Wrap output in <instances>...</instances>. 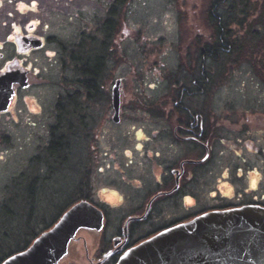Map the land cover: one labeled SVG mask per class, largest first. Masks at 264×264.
Wrapping results in <instances>:
<instances>
[{
  "label": "rangeland",
  "instance_id": "374dc122",
  "mask_svg": "<svg viewBox=\"0 0 264 264\" xmlns=\"http://www.w3.org/2000/svg\"><path fill=\"white\" fill-rule=\"evenodd\" d=\"M66 1L62 0V3ZM75 1L81 2L78 9L61 7L60 10H51L50 7L48 16L44 13V19H39L43 33L72 46L79 41V34L81 37L86 32L87 21L90 20L91 28L86 34L92 30L95 34V55L92 57H101L103 65L95 86H89L82 83L89 78L83 73L79 75L78 68L73 66L76 64L73 57H65L62 71L58 42L49 43L48 49L34 56V66L39 68L42 76H46L50 85L47 90H37L30 101L33 107L43 106L41 115L32 116L30 121H10L4 135H0V256L17 251L26 239L31 241L50 226L79 198L84 188L81 182L86 179L91 182L94 192L105 187L117 190L124 197L126 202L119 203L121 206L114 211V219L122 216L121 209L129 208L127 205L134 202L130 197L153 190V160L145 158L144 166L147 168L141 171V168L134 169L135 161L139 160L135 148L152 152L153 146L160 142V145H168L163 133L170 123V99L174 95L172 83L175 80L186 81L181 70L187 63H182L181 56L186 57L189 50L198 49L195 47L198 42L204 45L203 36L207 31L204 12L209 0H93L91 6L86 4L89 0ZM247 8L252 11L251 16L255 14L257 18L261 14V20L264 19V2L253 0ZM109 19L111 27L105 29ZM240 21L242 16L236 20L237 25ZM85 45L88 47L86 42ZM117 80L122 82L119 124L113 122V108L104 115ZM208 89L204 95L205 113H250L254 107L258 106L259 110V105H263L243 66L226 85L219 87L215 83ZM57 96L95 98L97 105L88 101L81 105L82 114H96L95 134L86 140L70 124L69 130L60 132L58 136L63 140L61 155L64 161L61 160L59 165L55 162L46 166L43 160L50 156L46 146L50 142L48 125L52 117L47 113H50ZM153 111L157 115H153ZM32 112L35 113L34 110ZM156 133L159 135L155 136ZM227 137L233 139L231 134ZM221 149L224 148L219 145L213 150L219 154ZM225 149L227 151L228 148ZM57 156L55 154V160ZM132 158L134 162L126 168L125 162ZM75 165L79 166L78 169ZM123 177L139 189L126 186ZM248 178L252 179L251 176ZM219 179L216 170L204 178V201L216 191ZM248 182L245 180L242 187L246 188ZM30 188L34 193L32 196L27 195ZM237 189L236 192L240 193ZM106 191L109 192L108 189ZM261 191L264 193V182ZM48 208L49 212L46 211ZM157 218H161L159 212ZM151 227L152 224L146 229Z\"/></svg>",
  "mask_w": 264,
  "mask_h": 264
},
{
  "label": "flooded vegetation",
  "instance_id": "af4514ba",
  "mask_svg": "<svg viewBox=\"0 0 264 264\" xmlns=\"http://www.w3.org/2000/svg\"><path fill=\"white\" fill-rule=\"evenodd\" d=\"M55 1L57 2L0 0V135H4L5 127L11 125L10 121L22 119L30 121L32 116H40L43 112V106L38 104L33 107L30 101L37 90H47L50 84L46 76L41 75L39 68L34 66V56L48 49L49 43L56 41L57 46L61 48L60 66L64 71L65 57H73L74 61L80 60L81 54H84L81 53V48L85 49L86 40L95 44L94 31L86 34L88 28H91L90 20L87 21L86 32L81 34V37L79 34V41L72 46H66L59 40L45 36L42 21L39 19H44L42 16L45 14L48 16L50 7L51 10H60L61 7L78 9L81 6V2L76 3L75 0H68L65 3H62V0ZM92 1L89 0L86 4ZM250 28L257 37L264 39V22L255 20ZM255 46L249 51L248 61H242L239 57L232 58L233 63L223 66L211 83L209 79L204 80V48L187 52L182 61L183 64H187L181 70L186 81L175 80L172 83L174 95L170 99L171 112L168 115L170 123L169 128L163 133L168 139V145H160L162 143L160 142L159 145L153 146L152 152L143 148L137 151L135 148L139 160L135 161L134 169L141 168L140 171L146 169L145 158L153 160L152 173L155 178L153 190L147 194L130 197L134 202L127 205L129 208L121 209L122 216L114 219V211H118L117 208L121 206L119 203L126 202L123 200L124 197L111 188L103 187L101 188L103 192L101 190L94 192L91 182L86 179L81 182L84 188L76 201L31 241L26 239L20 249L1 255L0 264H4L15 255L27 252L68 211L75 208H78L77 213L83 221V226L67 245L65 247L62 245V238L57 239L55 254L35 252L34 257L25 260V264H123L125 258L145 241L179 225L189 224L205 214L246 207L264 209V193L261 191L264 182V48L257 47L258 44ZM241 66L247 69L250 85L258 98L262 99L263 105H259V110L258 106L254 107L250 113H205V91L215 83H218L219 87L226 85L234 78L236 72H239ZM76 67L79 75H82L84 70ZM83 75L85 76V73ZM82 83L86 85V82ZM93 83L95 86L96 82ZM121 84L119 80V90ZM76 97H55L50 113H47L52 117L48 125L50 142L46 146L50 156L44 157L43 160L46 166L49 163L54 165L55 162L59 165L61 160L64 161V156L61 155L62 145L54 149V144L62 140L58 137L59 133L69 130L70 124H73L74 129L82 133L86 140L95 134L93 125L96 114L94 116L82 114L81 105L86 101L91 102V105H97L96 99ZM78 100L83 102L74 103ZM111 108L114 111L112 97L104 115L108 110L111 112ZM152 114L157 115L155 111ZM121 115L120 100V120L116 124L120 123ZM228 134H231L233 139H228ZM219 145L224 149L215 154L213 149ZM225 148L229 150L226 151ZM55 154H58L57 160ZM130 160L125 162L126 168L134 162L133 158ZM75 167L78 169L79 166ZM215 170L220 176L218 186L204 201V178ZM250 176L251 180L248 178ZM245 180L247 182L249 180L246 188L242 187ZM123 181L126 186L136 187L128 178L123 177ZM238 187L242 189H237ZM236 189L241 194L237 193ZM127 191L130 190L127 188ZM32 194L34 193L30 188L27 195ZM46 211L49 212V208ZM158 212L160 219L157 218ZM155 218L158 220L157 225L154 224ZM151 224L152 227L146 229Z\"/></svg>",
  "mask_w": 264,
  "mask_h": 264
},
{
  "label": "water",
  "instance_id": "95a60500",
  "mask_svg": "<svg viewBox=\"0 0 264 264\" xmlns=\"http://www.w3.org/2000/svg\"><path fill=\"white\" fill-rule=\"evenodd\" d=\"M7 98L8 96H4ZM114 122H119V81L112 95ZM78 208L68 211L27 252L4 264H25L35 252L55 254L83 226ZM123 264H264V209L246 207L205 214L189 224L164 231L134 249Z\"/></svg>",
  "mask_w": 264,
  "mask_h": 264
},
{
  "label": "trees",
  "instance_id": "16d2710c",
  "mask_svg": "<svg viewBox=\"0 0 264 264\" xmlns=\"http://www.w3.org/2000/svg\"><path fill=\"white\" fill-rule=\"evenodd\" d=\"M253 0H209L207 10L204 12V25L207 30L204 33V45L196 43L198 49L204 48V80L209 79L210 83L215 80L216 76L221 72L223 66L232 64V58L239 57L242 61L249 58V51L257 47L264 48V39L257 37L250 28L253 22L260 21L261 17L256 18L252 11L247 8ZM264 2V0H260ZM122 2V1H121ZM242 16V21L237 25L236 20ZM251 16V17H250ZM262 16V15H261ZM249 19V20H248ZM247 20L249 21L247 23ZM237 25V28H233ZM111 27V20L105 23V29ZM110 30V29H109ZM108 30V31H109ZM201 39V38H197ZM87 51L81 48L80 63L75 60L74 67L79 66L84 70L86 78H89L86 85L94 86L93 81H97V76L101 71L103 59L101 57L94 58L95 50L92 41L86 40ZM89 55V59L87 58ZM76 58V57H74ZM184 59L183 55L181 56ZM243 62H240V64ZM83 73V74H84ZM89 82V84H88ZM211 85V84H210ZM62 140L54 144V149L60 148Z\"/></svg>",
  "mask_w": 264,
  "mask_h": 264
}]
</instances>
